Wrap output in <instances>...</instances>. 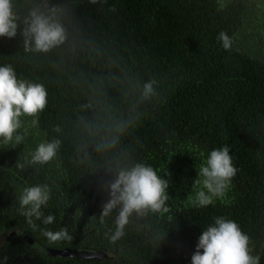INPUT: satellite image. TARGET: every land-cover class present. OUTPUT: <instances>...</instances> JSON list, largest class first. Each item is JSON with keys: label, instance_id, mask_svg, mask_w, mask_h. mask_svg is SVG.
<instances>
[{"label": "trees", "instance_id": "1", "mask_svg": "<svg viewBox=\"0 0 264 264\" xmlns=\"http://www.w3.org/2000/svg\"><path fill=\"white\" fill-rule=\"evenodd\" d=\"M256 1L0 0V236L117 264H254ZM181 155L173 180L164 167Z\"/></svg>", "mask_w": 264, "mask_h": 264}, {"label": "flooded vegetation", "instance_id": "2", "mask_svg": "<svg viewBox=\"0 0 264 264\" xmlns=\"http://www.w3.org/2000/svg\"><path fill=\"white\" fill-rule=\"evenodd\" d=\"M260 230L261 233L256 237L257 249L255 251L256 261L254 264H264V227ZM27 234L29 237H32L29 233ZM12 239H16L19 242H13L11 241ZM40 245L58 251L66 249L91 250L101 252L104 256L100 258H81L47 255L36 251L30 244L21 238L10 237L0 245V264H117L115 253L103 249L67 246L58 249L54 246L42 245L41 243Z\"/></svg>", "mask_w": 264, "mask_h": 264}, {"label": "rangeland", "instance_id": "3", "mask_svg": "<svg viewBox=\"0 0 264 264\" xmlns=\"http://www.w3.org/2000/svg\"><path fill=\"white\" fill-rule=\"evenodd\" d=\"M75 1H79V0H75ZM255 13L253 16H251L249 22H246L247 26V31L246 33L248 34V32L251 34V41H250V46H254V48H256L258 51H260V53H264V0H257L256 4H255ZM249 34V35H250ZM4 113L9 114L12 117V108H9L7 112L4 111ZM177 155H179L180 153H176ZM175 154V155H176ZM189 159L186 158L184 155H181L177 158H174L173 160H171L172 164H175V166H168L167 168L164 167L165 170H167V172L171 173V178L173 180H175L176 175H181V173H183V168L185 166L181 167V164L183 163V161L185 162V164H189ZM197 172V171H196ZM193 175L192 179H197V174ZM170 179V177H169ZM179 180L178 185L180 187L186 188L189 185V180L190 177L188 179L187 176L183 175L180 178H178ZM195 189V195L198 198H201L203 194L202 188L198 189L197 187H194ZM213 189V188H210Z\"/></svg>", "mask_w": 264, "mask_h": 264}, {"label": "water", "instance_id": "4", "mask_svg": "<svg viewBox=\"0 0 264 264\" xmlns=\"http://www.w3.org/2000/svg\"><path fill=\"white\" fill-rule=\"evenodd\" d=\"M10 237H18L23 240H25L28 244H30L36 251H39L43 254L47 255H53V256H59V257H81V258H100L103 257L104 254L101 252H95L91 250H80V249H66L63 251H58L55 249H48L43 246H41L39 243H37L32 237H29V235L21 230H11L3 233L0 236V245L8 238Z\"/></svg>", "mask_w": 264, "mask_h": 264}]
</instances>
